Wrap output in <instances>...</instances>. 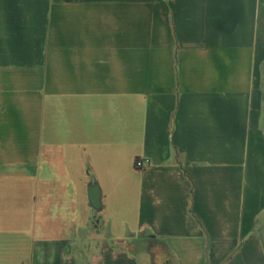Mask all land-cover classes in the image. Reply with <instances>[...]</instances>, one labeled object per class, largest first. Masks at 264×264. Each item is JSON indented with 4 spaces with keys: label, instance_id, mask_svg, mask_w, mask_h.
Returning <instances> with one entry per match:
<instances>
[{
    "label": "crops",
    "instance_id": "crops-1",
    "mask_svg": "<svg viewBox=\"0 0 264 264\" xmlns=\"http://www.w3.org/2000/svg\"><path fill=\"white\" fill-rule=\"evenodd\" d=\"M0 264H264V0H0Z\"/></svg>",
    "mask_w": 264,
    "mask_h": 264
},
{
    "label": "water",
    "instance_id": "water-1",
    "mask_svg": "<svg viewBox=\"0 0 264 264\" xmlns=\"http://www.w3.org/2000/svg\"><path fill=\"white\" fill-rule=\"evenodd\" d=\"M88 202L89 206L97 213L102 211V190L96 181H92L88 185Z\"/></svg>",
    "mask_w": 264,
    "mask_h": 264
},
{
    "label": "built area",
    "instance_id": "built-area-1",
    "mask_svg": "<svg viewBox=\"0 0 264 264\" xmlns=\"http://www.w3.org/2000/svg\"><path fill=\"white\" fill-rule=\"evenodd\" d=\"M143 162L144 161L142 159L138 158V159H136L135 164L137 167H142L144 165Z\"/></svg>",
    "mask_w": 264,
    "mask_h": 264
},
{
    "label": "trees",
    "instance_id": "trees-1",
    "mask_svg": "<svg viewBox=\"0 0 264 264\" xmlns=\"http://www.w3.org/2000/svg\"><path fill=\"white\" fill-rule=\"evenodd\" d=\"M65 2H71L72 0H64Z\"/></svg>",
    "mask_w": 264,
    "mask_h": 264
}]
</instances>
